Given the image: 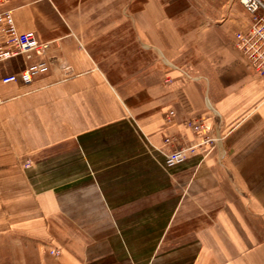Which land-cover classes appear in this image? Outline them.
Masks as SVG:
<instances>
[{
	"label": "crops",
	"instance_id": "1",
	"mask_svg": "<svg viewBox=\"0 0 264 264\" xmlns=\"http://www.w3.org/2000/svg\"><path fill=\"white\" fill-rule=\"evenodd\" d=\"M6 11L55 60L31 86L0 66V264H264V78L234 47L239 0ZM186 118L225 139L167 170Z\"/></svg>",
	"mask_w": 264,
	"mask_h": 264
},
{
	"label": "built area",
	"instance_id": "2",
	"mask_svg": "<svg viewBox=\"0 0 264 264\" xmlns=\"http://www.w3.org/2000/svg\"><path fill=\"white\" fill-rule=\"evenodd\" d=\"M12 0H0V7ZM243 12L248 18L244 28L234 35L235 49L252 66L255 73L264 78V0H239ZM53 42L39 40L33 31L18 32L11 12L0 13V66L14 64L15 73L2 78L3 83H15L31 86L42 76L48 75L55 60L50 56ZM41 58L39 61H34ZM67 71V68H64ZM176 112L170 110L165 115V122L171 123ZM184 126L190 130L194 142H188L182 135L167 136L164 144L170 148L164 155V167L176 168L195 156L205 159L224 141L220 125L208 127L201 118H186ZM32 166L30 161L25 168ZM58 255V252H52Z\"/></svg>",
	"mask_w": 264,
	"mask_h": 264
},
{
	"label": "rangeland",
	"instance_id": "3",
	"mask_svg": "<svg viewBox=\"0 0 264 264\" xmlns=\"http://www.w3.org/2000/svg\"><path fill=\"white\" fill-rule=\"evenodd\" d=\"M240 5V4H239ZM240 9L243 11V8L241 7V5H240Z\"/></svg>",
	"mask_w": 264,
	"mask_h": 264
}]
</instances>
